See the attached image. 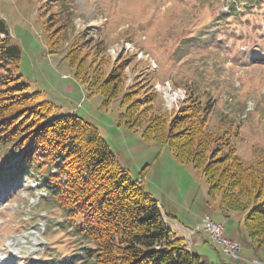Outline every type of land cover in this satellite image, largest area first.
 Wrapping results in <instances>:
<instances>
[{
  "label": "rangeland",
  "instance_id": "1",
  "mask_svg": "<svg viewBox=\"0 0 264 264\" xmlns=\"http://www.w3.org/2000/svg\"><path fill=\"white\" fill-rule=\"evenodd\" d=\"M245 1L0 0V17L22 50L17 72L29 92L53 102L54 115L76 113L94 124L207 264H264V246L254 248L243 212L226 216L211 200L201 169L179 162L169 145L145 139V123L132 128L122 119V98L107 102L78 79L69 52L80 45L90 75L128 59L126 85L138 88L133 99L156 91L154 104L163 112L179 109L192 92L211 104L209 128L227 132L252 162L264 154V0ZM20 157L5 161L0 150V264H88L87 240L54 205L43 172ZM173 215L199 230L200 246ZM206 215L225 226L226 238H238L237 257L202 229Z\"/></svg>",
  "mask_w": 264,
  "mask_h": 264
},
{
  "label": "trees",
  "instance_id": "2",
  "mask_svg": "<svg viewBox=\"0 0 264 264\" xmlns=\"http://www.w3.org/2000/svg\"><path fill=\"white\" fill-rule=\"evenodd\" d=\"M80 48L69 52L76 77L107 102L122 98L121 117L129 126L145 123V139L169 145L179 162L201 169L211 200L219 201L226 216L243 212L251 241L264 246V154L246 162L227 132L209 128L211 104L192 92L169 112L155 107L156 91L133 99L138 88L126 85L128 59L107 74L96 67L90 75ZM21 55L0 17V150L5 161L21 155L23 165L43 172L54 205L87 240L88 264H207L190 252L159 200L131 176L94 124L76 113L54 115L53 102L40 91L29 92L17 72Z\"/></svg>",
  "mask_w": 264,
  "mask_h": 264
},
{
  "label": "built area",
  "instance_id": "3",
  "mask_svg": "<svg viewBox=\"0 0 264 264\" xmlns=\"http://www.w3.org/2000/svg\"><path fill=\"white\" fill-rule=\"evenodd\" d=\"M202 228L209 233L212 240L222 241L223 251L226 252H236L241 250V245L237 240L234 239H220V232L224 231V225L221 222L213 221L211 217L205 216L202 220Z\"/></svg>",
  "mask_w": 264,
  "mask_h": 264
},
{
  "label": "crops",
  "instance_id": "4",
  "mask_svg": "<svg viewBox=\"0 0 264 264\" xmlns=\"http://www.w3.org/2000/svg\"><path fill=\"white\" fill-rule=\"evenodd\" d=\"M155 197V196H154ZM156 198V197H155ZM159 200V199H158ZM160 202V201H159ZM160 204L163 206V204L160 202ZM164 207V206H163ZM168 215V214H167ZM167 215H165L166 216V221L169 223V225L171 226V227H173V228H175V229H177V231H179L178 230V228H176L175 227V225H172V223L169 221V219L167 218ZM175 218H176V223H178V226H181V228L182 229H189L190 227L188 226V224H186L185 222H183L182 220H180L179 218H178V216L177 215H173ZM230 216H232V213L230 214ZM212 217V216H211ZM180 229V228H179ZM225 230H226V228H224V233H225ZM189 231V230H188ZM198 231L199 230H196V231H192L191 232V234H190V238L192 239V240H194V241H196V244L197 245H201L202 244V240H201V237H200V235L198 234ZM205 232H207V231H205ZM208 233V232H207ZM181 235H184L183 233H181ZM230 237V236H229ZM230 238H232V239H234V240H237L238 241V238L237 237H230ZM251 240V239H250ZM252 242V241H251ZM252 244H253V246H254V248L257 246V245H255L253 242H252ZM243 251V247L241 246V252ZM228 255V254H227ZM201 257V256H200Z\"/></svg>",
  "mask_w": 264,
  "mask_h": 264
},
{
  "label": "bare ground",
  "instance_id": "5",
  "mask_svg": "<svg viewBox=\"0 0 264 264\" xmlns=\"http://www.w3.org/2000/svg\"><path fill=\"white\" fill-rule=\"evenodd\" d=\"M220 239H228L224 236V231H221L220 232ZM214 241H217L218 243H220L222 245V241L220 240H214ZM226 254L230 255V256H234V257H237L236 255V252H226Z\"/></svg>",
  "mask_w": 264,
  "mask_h": 264
}]
</instances>
